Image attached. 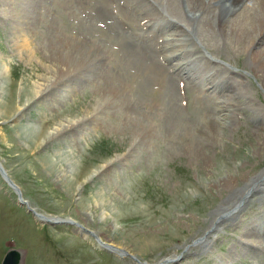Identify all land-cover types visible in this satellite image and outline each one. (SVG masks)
Here are the masks:
<instances>
[{"label":"rangeland","instance_id":"obj_1","mask_svg":"<svg viewBox=\"0 0 264 264\" xmlns=\"http://www.w3.org/2000/svg\"><path fill=\"white\" fill-rule=\"evenodd\" d=\"M201 1L115 0L130 16L125 24L113 0H0V169L27 199L0 170V264L10 248L23 251L22 264H139L129 254L150 264H264V76L254 52L217 26V13L233 15L238 0L210 2L214 32L200 29V12L190 9ZM57 54L82 61L72 73L83 80L63 82L55 103L16 115L27 88L12 108L9 91L66 73ZM78 118V188L70 191L42 169L37 142L59 120ZM34 125L37 138L24 145V128ZM60 147L48 159L71 155ZM108 160L103 179H85ZM106 182L122 192L99 191Z\"/></svg>","mask_w":264,"mask_h":264},{"label":"bare ground","instance_id":"obj_2","mask_svg":"<svg viewBox=\"0 0 264 264\" xmlns=\"http://www.w3.org/2000/svg\"><path fill=\"white\" fill-rule=\"evenodd\" d=\"M16 1V0H15ZM26 1V0H25ZM83 1V0H82ZM93 1V0H91ZM96 1V0H95ZM115 0H113V2L111 3H114L115 7H116V10L117 12L119 13V16H120V19H122V21L126 24V23H129L131 22L129 19V17L126 15V14H123L120 7H118V5H116V3L114 2ZM198 1V0H197ZM212 0H202L201 3H196V5L192 4V8H190L191 10H195V11H199L200 12V23H199V27L201 29H204L205 31H208V32H214V29H212V24L208 21V19L210 18H214L213 16L216 14V11H214L209 5H210V2ZM43 2V1H42ZM58 2V1H57ZM75 2V1H74ZM85 2V1H84ZM87 2V1H86ZM85 2V3H86ZM90 3V1H88ZM98 2V1H97ZM107 2V1H106ZM120 2V1H119ZM188 5H190V0H188ZM1 3V2H0ZM3 3H4V0H3ZM88 3V4H89ZM96 3V2H94ZM101 3V2H99ZM110 2H108V5ZM123 3V2H122ZM151 3V2H150ZM175 3H177V5H179L178 2L175 1ZM98 4V3H97ZM106 4V3H105ZM174 4V3H173ZM238 4V7L235 8V10L233 11V15L229 16V17H224L222 16L221 14L217 13V21H218V28L221 32H224V34H227V28L230 30V33L232 32L233 30V34L236 36V40L234 41L235 45H239L247 50H249L250 52H254L253 53V56L255 57V59L253 60V62H257V65L260 67L261 69V75L260 76H264V50H261V51H256L255 50L259 47V45L263 42L264 40V0H238L237 2ZM80 5V4H79ZM92 5V2L91 4ZM128 5V4H127ZM194 5V6H193ZM26 6V5H25ZM46 6V5H44ZM89 6V5H87ZM107 6V5H106ZM142 6V5H141ZM140 6V7H141ZM102 7V6H101ZM131 7V6H130ZM139 7V6H138ZM139 7V8H140ZM173 8V6H171ZM178 7V6H177ZM79 8V7H78ZM90 8V7H88ZM93 8V7H92ZM91 8V9H92ZM97 8V7H96ZM110 8V7H108ZM132 8V7H131ZM137 8V10L139 9ZM253 8V11L251 10V12H249L251 9ZM113 9V8H112ZM123 9V8H122ZM133 9V8H132ZM143 9V8H141ZM170 9V8H169ZM197 9V10H196ZM59 10V9H58ZM61 10V9H60ZM89 10V9H87ZM105 10V13H106V9L104 8ZM114 10V9H113ZM126 10V9H125ZM147 10V9H146ZM145 10V11H146ZM157 10V9H156ZM97 11V10H96ZM109 11V10H108ZM111 11V10H110ZM124 11V10H123ZM135 11V9H134ZM179 12V10H177ZM91 12V11H89ZM93 12V11H92ZM103 12V11H102ZM101 12V14H102ZM114 12V11H112ZM125 12V11H124ZM136 12V11H135ZM142 12V11H141ZM147 12V11H146ZM145 12V13H146ZM167 12V11H166ZM171 13H173L174 15L176 16H179L180 14H177V13H174L172 11H170ZM105 13L103 12V14L105 15ZM133 13V10L132 12ZM149 13V12H148ZM77 14V13H75ZM97 14V13H96ZM100 14V12H99ZM100 14V16H101ZM108 14V13H107ZM168 14V13H167ZM172 14V15H173ZM103 15V16H104ZM111 15V14H110ZM109 15V16H110ZM146 15V14H144ZM150 16H153L154 17V13H150L149 14ZM35 16V15H34ZM80 16V15H78ZM96 16V15H94ZM106 16V15H105ZM104 16V17H105ZM113 16V15H112ZM115 16V14H114ZM136 16V14L134 15L133 13V17ZM167 16V15H166ZM82 17V15L80 16V18ZM102 17V16H101ZM100 17V18H101ZM117 17V16H116ZM143 17H146V16H143ZM42 18V17H41ZM77 18V17H76ZM103 18V17H102ZM137 18V17H136ZM79 19V18H78ZM97 19V18H96ZM144 19V18H142ZM148 17L146 18L145 22L147 21ZM44 20V19H43ZM92 20V19H91ZM94 20V19H93ZM100 20V19H99ZM108 20V19H107ZM112 20V19H111ZM118 20V19H117ZM139 20V19H137ZM53 21V20H52ZM82 21V20H81ZM96 21V20H95ZM98 21V20H97ZM100 22V21H99ZM106 22V21H104ZM49 23V21H48ZM117 23V22H116ZM121 23V22H120ZM144 23V22H143ZM84 24V23H83ZM98 24V23H97ZM115 24V23H114ZM186 24V23H185ZM198 24V23H197ZM107 25V23H106ZM118 25V24H117ZM116 25V26H117ZM124 25V24H123ZM122 25V26H123ZM175 25V24H174ZM121 26V27H122ZM154 26V25H153ZM164 26V25H163ZM86 27V25H85ZM94 27V26H93ZM103 27V26H102ZM120 27V26H119ZM134 27V26H133ZM140 27V26H139ZM170 27V26H169ZM77 28V27H76ZM97 28V27H95ZM99 28V27H98ZM104 28V27H103ZM127 28V27H126ZM125 28V29H126ZM161 28H165L164 27H161ZM183 30L185 29L184 27H182ZM217 28V29H218ZM124 29V30H125ZM176 29V28H175ZM181 29V28H180ZM107 30V29H106ZM113 30V29H112ZM121 30V29H120ZM145 30V29H144ZM97 31V30H96ZM111 31V30H110ZM112 32V31H111ZM119 32V31H118ZM124 32V31H123ZM146 32V31H145ZM134 33V31H133ZM183 34V32H181L180 30V34ZM79 34V33H78ZM119 34V33H118ZM142 34V33H141ZM171 34V33H170ZM175 34V33H174ZM54 35V34H53ZM99 35V34H98ZM113 36V35H112ZM118 36V35H117ZM122 37V36H121ZM142 37V36H141ZM20 38V37H19ZM116 38V37H115ZM174 38V37H173ZM184 38V37H183ZM100 39V38H99ZM123 39V38H122ZM130 39V38H129ZM234 40V39H233ZM29 42V41H28ZM124 43V41H122ZM172 42V41H171ZM63 43V42H62ZM77 43V42H76ZM80 43V42H79ZM18 44V43H17ZM16 44V45H17ZM35 44V43H34ZM105 44V43H104ZM126 44H128L126 42ZM30 45V44H29ZM42 45V44H41ZM75 45V44H74ZM79 46V45H78ZM77 46V47H78ZM17 48H19V45L16 46ZM25 47V46H24ZM30 47V46H29ZM121 48V47H120ZM39 49V47H38ZM73 49V48H72ZM79 49V48H78ZM134 48H132L133 50ZM182 49V48H181ZM180 49V50H181ZM224 49V48H223ZM20 50V49H19ZM105 50V49H104ZM121 50V49H120ZM17 51V50H16ZM66 51V50H65ZM93 51V50H92ZM145 51V50H144ZM18 52V51H17ZM107 52V51H106ZM120 52V51H119ZM177 52V51H176ZM67 53V52H66ZM70 53V52H69ZM92 53V52H91ZM113 53V52H112ZM164 53V52H163ZM63 54V53H62ZM68 54V53H67ZM143 54V55H142ZM144 54H146L145 52H142L140 53L139 56H144ZM148 54V53H147ZM146 54V55H147ZM133 55H136V54H133ZM165 55V54H164ZM204 55V54H203ZM1 56V55H0ZM30 56V55H29ZM86 56V55H85ZM95 56H97V54H95ZM75 57V56H74ZM94 57V56H93ZM118 57V56H117ZM163 57V56H162ZM72 57H67L65 55H58L55 57V62L57 63H61L62 64V67L61 68H66V73H64L63 75L59 76V74H57L56 76H48V77H40V78H43L40 82H31L30 84H27L26 87L24 85V83L22 84H19L17 86L16 89H14L12 92L9 91V94H8V97H7V104H10V107L12 108L14 106V101L12 100V96L16 95L21 92V91H25V89L27 88L24 96L19 104V106L17 107L18 111L15 112L16 115H24V113L30 109L29 107L32 106L31 108H33L38 102L40 101H44V103H48V104H52V103H55L56 101H54L56 99V95H57V90H59L60 88L63 87V85H65L68 81L75 83V84H79L80 82L79 81H82L83 78L82 76L80 75V73L78 74H73L72 72L73 71H77L78 69L77 68H80L82 66V61H75V58L74 59H71ZM78 58H81V57H78ZM101 58V57H100ZM109 59V58H108ZM132 59V58H130ZM133 60V59H132ZM98 61V60H97ZM86 62V61H84ZM135 61H133V64H134ZM94 63V62H93ZM91 62V64H93ZM136 63V62H135ZM86 64V63H85ZM100 65V64H99ZM89 66V65H88ZM4 68V66H1ZM100 67V66H99ZM207 68V67H206ZM6 69V67H5ZM84 69V68H83ZM101 69V68H100ZM133 69V68H132ZM169 69H172L169 67ZM178 69V68H177ZM253 69V68H252ZM2 70V68H1ZM0 70V74L2 73V71ZM7 70V69H6ZM102 70V69H101ZM207 70V69H206ZM254 70V69H253ZM252 70V71H253ZM61 70H54V73H57ZM122 71V69H121ZM255 71V70H254ZM79 72V71H78ZM127 72V71H126ZM135 70H133V74H134ZM123 73V71H122ZM198 73V72H197ZM98 75V73H96ZM95 74V75H96ZM105 74V73H104ZM103 74V75H104ZM2 75V74H1ZM87 75V73H86ZM94 76V75H93ZM105 76H107V73L105 74ZM109 76V75H108ZM121 76V75H120ZM124 76V75H123ZM83 77H84V74H83ZM104 77V76H103ZM113 77V76H112ZM126 77V76H125ZM130 77L131 74H130ZM63 78H66L65 80ZM86 78V77H85ZM106 78V77H105ZM110 78V77H109ZM60 82H58L59 80H61ZM87 79V78H86ZM219 79V78H218ZM64 80V81H63ZM68 80V81H67ZM93 80V79H91ZM67 81V82H66ZM85 81V80H84ZM63 82L65 84H63ZM87 82V80H86ZM101 82V81H100ZM106 82V80H105ZM115 82V81H114ZM108 83V82H107ZM117 83V81H116ZM26 84V83H25ZM175 84V83H174ZM56 85V87H54ZM61 85V87L58 89V87ZM69 86V85H68ZM212 86V85H211ZM94 87V86H93ZM92 87V88H93ZM100 87V86H99ZM177 87V86H176ZM72 88V87H71ZM91 88V89H92ZM96 88V87H94ZM93 88V90H94ZM103 88V87H101ZM3 77L0 76V92H2L3 90ZM104 89V88H103ZM66 90V88H65ZM69 90V89H68ZM96 91V90H94ZM201 91V90H200ZM201 93V92H199ZM164 94V93H163ZM1 95V94H0ZM4 95V94H3ZM121 95V94H120ZM171 95V94H170ZM174 97V96H173ZM1 98V97H0ZM162 98V97H161ZM164 99V98H163ZM175 99V98H174ZM3 100V99H2ZM58 100V98H57ZM177 100V99H176ZM218 100V99H217ZM162 101V99H161ZM172 101V100H171ZM2 102V101H1ZM157 102V101H156ZM3 103V102H2ZM32 103V104H31ZM35 103V104H34ZM176 103V102H175ZM170 104V103H169ZM172 104V103H171ZM177 104V103H176ZM2 105V104H1ZM13 105V106H12ZM178 105V104H177ZM155 106V105H154ZM156 107V106H155ZM154 107V108H155ZM221 107V106H220ZM1 108V107H0ZM118 109V107H116ZM31 110V109H30ZM52 110V109H51ZM121 110V109H120ZM224 111V110H223ZM1 112V111H0ZM116 113V112H115ZM123 113V112H122ZM125 115V114H124ZM18 117V116H17ZM85 117V116H84ZM83 117V118H84ZM95 117H97L95 115ZM93 117V118H95ZM153 117V116H152ZM77 119V118H76ZM82 119V118H81ZM81 119L78 118L77 121H74L72 119H61L57 122V124L55 126H53L51 129H47V130H44V135L42 137H40L39 141L37 142V148L40 147L41 148V151H44L41 153V155L39 156L38 159H40L42 162L41 166H42V169L46 170V172L48 171L49 175L51 176V178H53L56 182H60L62 183V185H64V187H67V189L69 188L70 191H72L75 187L76 184H74V181L76 179V168L74 167V161H75V158L72 159L73 155L71 152H73V149H76L77 151H79V141L81 140L78 135V127L75 128V125L77 122H79ZM99 119H101L99 117ZM103 119V117H102ZM98 120V119H97ZM113 121V120H112ZM82 123V122H81ZM89 123V122H87ZM95 123V122H94ZM93 123V125H94ZM175 123V122H174ZM78 124V123H77ZM88 126V125H87ZM90 126V125H89ZM95 126H96V123H95ZM257 126V125H256ZM147 127V126H146ZM97 128V127H96ZM117 128V127H115ZM120 128V127H119ZM86 129V128H85ZM84 129V130H85ZM94 129V128H93ZM92 129V130H93ZM118 129V128H117ZM134 129V128H132ZM143 129V128H142ZM154 130L153 126L150 124L146 129L144 128L143 129V135L141 136L142 138L145 136L144 134H146L147 136V133L148 132H152ZM178 130V129H177ZM133 131V130H132ZM83 132V131H81ZM92 132V131H91ZM37 134V130H36V127L35 125L33 126V128H24V131H23V142H24V145H29L31 142L34 143L35 142V139L37 138V136L35 135ZM89 134V133H88ZM138 135L140 136L139 132H138ZM177 136V135H176ZM68 137L72 138V139H68ZM74 138H77V141L74 140ZM145 138V137H144ZM29 141V142H27ZM176 141V140H175ZM259 141V140H257ZM40 142V143H39ZM77 142V143H75ZM61 143V144H60ZM55 144H58V146H65L67 148L70 149L69 153L71 155H68L66 157H57L56 158H52V159H48V154L51 155V152L53 149L54 150H57L58 146L55 148ZM139 144V143H138ZM31 145V144H30ZM141 146V145H140ZM139 149V145L137 146ZM62 148V147H60ZM59 148V149H60ZM134 149V148H133ZM136 149V151H137ZM61 150V149H60ZM134 151V150H133ZM75 152V151H74ZM77 154V153H76ZM54 155V154H52ZM128 155H130L129 157H131L132 153L129 152ZM62 156V155H61ZM133 156V155H132ZM54 157V156H52ZM78 159V158H77ZM60 161V163L58 164V162ZM109 161H105V164L102 165V166H99V167H96L94 168L93 171H91L89 174H87V177L85 178L86 180H89L93 175L95 174H99L97 178L95 179H103V176L106 174L107 175V171H109V166L110 165H107L109 164ZM76 162V161H75ZM88 162V161H87ZM3 171V173H5V169L1 168ZM0 169V170H1ZM258 171L257 168H254L253 167L250 169V175L251 174H254ZM79 173V172H78ZM6 175V178H9L10 179V176L5 173ZM5 178V177H4ZM105 181H109V178H104ZM264 180V179H263ZM13 182V181H12ZM109 183V182H108ZM107 182H106V186L104 187H101L98 188L99 191L101 192H104V193H107V192H113V194L115 193L118 194L121 193L122 191L120 190V186L119 184L116 182L114 183L113 185H109ZM16 185V184H15ZM77 186V185H76ZM17 187V185H16ZM79 187H81V185H79ZM99 187V186H98ZM247 187V191L251 190L253 187H256L258 188L257 186H254V185H250V186H246ZM76 189L78 187H75ZM72 193V192H71ZM246 193V191H240L239 194H235L233 195V199L235 200V197H243L244 194ZM78 196V195H77ZM21 200L27 202V199L24 198V197H20ZM238 199L236 201L233 200V203L237 202ZM90 210H85L86 214H89ZM36 212V217L38 219H41V220H47V221H53L49 218V216H44L42 214H40L38 211H35ZM92 218V217H90ZM101 219L104 218V215L103 213L101 214L100 216ZM93 219V218H92ZM71 220V219H69ZM86 220V219H85ZM90 220V219H89ZM99 220V218H98ZM256 227V226H255ZM108 228V227H107ZM260 229V228H259ZM93 231L92 229L90 228H87L86 227V231ZM85 231V232H86ZM99 232L101 233L102 231L99 230ZM104 232V231H103ZM259 233V232H258ZM264 243V242H263ZM100 245L102 244V242L99 243ZM104 246H106L107 248L109 249H113V246L111 245H114L116 247H118V245L116 244H113L112 242H104ZM121 246H124L122 244H120ZM119 248V247H118ZM124 250L127 251V249L124 248ZM128 252V251H127ZM129 253V252H128ZM175 258V257H174ZM145 264H150L148 262H146Z\"/></svg>","mask_w":264,"mask_h":264},{"label":"water","instance_id":"obj_3","mask_svg":"<svg viewBox=\"0 0 264 264\" xmlns=\"http://www.w3.org/2000/svg\"><path fill=\"white\" fill-rule=\"evenodd\" d=\"M1 167V166H0ZM1 171H3L1 169ZM3 173V172H2ZM6 175V174H5ZM7 181L16 189V191L19 193V190L18 188L16 187V185L11 181V179L7 178ZM19 197L20 196V193H19ZM21 200V199H20ZM22 203H24L25 201L21 200ZM28 208L30 209V211H32L33 214L36 215V212L34 211V209L32 207H29ZM209 230H207L205 232V235L207 234ZM205 235L203 234L202 236H200L202 239L200 240L201 242H203L205 239ZM199 237V238H200ZM199 242V241H198ZM129 254V253H128ZM131 257H133V259H135L137 262H139L140 264H145L146 262L145 261H141L139 260L136 256L132 255V254H129ZM178 257H180L178 255ZM177 257V258H178ZM170 260V259H169ZM171 260H176V258H172ZM23 262V251L20 250V249H15V248H10L6 251L5 255H4V258L2 260V263L1 264H22Z\"/></svg>","mask_w":264,"mask_h":264}]
</instances>
